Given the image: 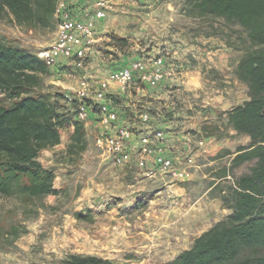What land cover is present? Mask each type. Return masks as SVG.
<instances>
[{"label": "rangeland", "instance_id": "1", "mask_svg": "<svg viewBox=\"0 0 264 264\" xmlns=\"http://www.w3.org/2000/svg\"><path fill=\"white\" fill-rule=\"evenodd\" d=\"M144 5L147 7L138 9L123 4L124 9L116 10L113 2L104 21V43L96 49L100 53L87 64L97 80L137 61L152 71L154 60L164 59L165 76L156 86L150 88L136 72L129 88L113 91L111 97L119 126L135 128L139 124L136 131L146 129L139 121L142 113H148L149 129L164 131L166 139L174 143L166 152L176 161L193 158L191 178L182 181L160 172L147 177L135 161L117 165L95 144L101 129L93 116L85 123V150L69 156L73 126L67 125L61 129L60 144L40 155L43 166L55 172L59 194L30 204L0 196V220L26 228L17 238H0V264H62L68 255L85 254L89 243H96L82 234L79 237L77 231L90 234V229L102 232L114 231L120 224L127 227V221L142 222L145 211L152 207L170 211L161 220L182 231L186 241L187 232L194 241L231 213L223 208L221 198L253 164L232 168L233 156L250 139L235 134L224 114L248 99V86L237 74L248 46L247 33L223 17L190 16L187 0H148ZM56 34L54 25L32 30L9 17L0 19V41L35 54L51 44ZM112 35L126 38L128 45H111ZM52 71L59 73L45 78L44 91L70 93L79 83L81 72L72 67L54 65ZM69 110L74 117L76 107ZM204 122L219 124L225 136L203 137ZM77 212L87 218L78 220Z\"/></svg>", "mask_w": 264, "mask_h": 264}, {"label": "trees", "instance_id": "2", "mask_svg": "<svg viewBox=\"0 0 264 264\" xmlns=\"http://www.w3.org/2000/svg\"><path fill=\"white\" fill-rule=\"evenodd\" d=\"M59 0H0V19L11 18L28 29L57 26ZM193 17H223L238 23L247 33L246 54L237 65L238 77L248 86V99L225 111L235 134L249 137L238 148L232 168L253 163L222 196L231 213L196 237L189 249L164 264H264V0H187ZM116 47L126 38L112 35ZM52 71L35 53L9 41H0V196L18 198L25 204L58 195L55 172L40 155L61 142V129L73 126L67 154H79L87 145L85 124L72 116L66 93L43 90ZM149 86V85H148ZM152 88L151 86H149ZM69 106V107H68ZM217 123L204 122L201 135L223 137ZM78 220L87 216L77 212ZM21 224L0 220V238L19 237ZM62 264H115L97 255L71 254Z\"/></svg>", "mask_w": 264, "mask_h": 264}, {"label": "built area", "instance_id": "3", "mask_svg": "<svg viewBox=\"0 0 264 264\" xmlns=\"http://www.w3.org/2000/svg\"><path fill=\"white\" fill-rule=\"evenodd\" d=\"M111 10L112 0H95L92 10L80 8L78 12L71 10L65 1H59L56 9V38L48 46L40 48L36 55L51 69L59 65V68L72 67L81 72L78 85L72 92L65 94L66 101H77V120L85 124L94 117L101 129L95 144L111 156L117 165H126L135 159L147 177H154L160 172L171 174L177 180H189L193 158L188 157L185 162H181L167 155L163 146L165 133L149 129L151 117L148 113H142L139 121L142 126L147 125L146 129L136 131L140 128L139 124L135 128L119 126V113L111 97L112 87L115 85L119 91H126L136 72L143 83L156 86L165 76L162 69L164 59H155L152 71H146L144 63L137 61L97 80L90 72L87 63L97 43L96 21L106 19Z\"/></svg>", "mask_w": 264, "mask_h": 264}, {"label": "crops", "instance_id": "4", "mask_svg": "<svg viewBox=\"0 0 264 264\" xmlns=\"http://www.w3.org/2000/svg\"><path fill=\"white\" fill-rule=\"evenodd\" d=\"M94 1L95 0H67L66 4L71 10L78 12L80 8L92 10L94 8ZM130 1L131 2L112 0V2L116 4V10L124 9L125 7L123 4H128L130 7L136 6L138 9L147 7V5L144 4H147L148 0ZM151 3H154V6L158 5L155 1ZM150 6L152 5L148 7ZM104 21L105 19L96 21L97 43L95 44L94 52L91 54V56L94 57L98 56L100 52H97V50L104 43V34L107 32ZM90 72L94 76V71L90 70ZM113 91L120 92L115 85L111 89V92ZM169 140L170 141L166 139L163 145L166 151L174 146L173 141L171 139ZM166 154L171 156L170 152H166ZM133 161L137 164L135 159ZM150 165H152V161ZM161 209L159 207H152L148 211H145L146 217H144L142 222L133 223L127 221L129 226L124 227L120 224L121 226H116L117 229L114 231L107 229L108 231H99L101 232L99 233L95 232L96 230L90 229V232L92 231L90 234L87 232L82 233L81 230L77 231L79 237L82 234L85 237L87 236L91 242H96L89 243V248L87 252L85 251V254L97 255L109 259L115 264H164L174 259L183 250L189 249L192 246L193 239H190V232L184 229L188 234V241H186V235H183L182 231L176 226L171 227L169 222L166 223L162 221L161 218L168 216L170 211H162ZM167 224L168 226L163 227ZM103 228L104 227H101L100 230H104ZM108 232H110L109 235ZM165 234L168 236L165 237ZM198 236L199 235L196 237ZM183 239L185 240L183 241ZM80 252H82V250H80Z\"/></svg>", "mask_w": 264, "mask_h": 264}]
</instances>
